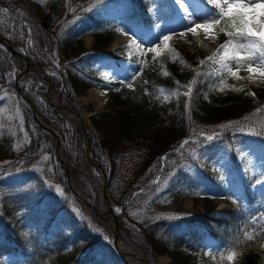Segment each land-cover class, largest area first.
<instances>
[{"label":"trees","instance_id":"16d2710c","mask_svg":"<svg viewBox=\"0 0 264 264\" xmlns=\"http://www.w3.org/2000/svg\"><path fill=\"white\" fill-rule=\"evenodd\" d=\"M16 1L0 0V9H8L0 11V37L22 49L31 65L45 70L48 80L29 66L19 87L36 116L59 139L68 170L59 162L54 142L46 139L49 130L34 119L10 79L21 68L19 58L0 43V93L14 92L26 134V141L16 143L0 126V168L37 173L0 182L5 187L0 194V264H126L113 238L106 237L93 218L98 208L88 192L86 204L79 202L73 177L87 185L89 176L106 183L108 201L120 208L119 224L139 230L145 247L166 253L169 264H195L196 259L199 264H264V90L248 88L196 51L155 55L147 50L126 56L118 54L119 47L109 48L117 28L155 30L169 25L175 17L169 0H158L153 7L147 0H135L107 15L102 13L106 3L81 11L94 0H46L38 20ZM81 12L94 37L88 50L81 40L86 29L67 25ZM217 12L210 10L208 15L221 20L213 31L223 42L231 38L225 18L216 17ZM101 70L112 78L100 77ZM92 85L108 93L106 110L90 116L100 140L77 121L76 95ZM184 86H189L188 93L182 91ZM51 93L56 110L49 101ZM201 134L231 146L235 154V180L242 188L223 208H215L213 198L229 195L230 189L206 166L195 175L179 165L165 188L155 192L161 157L178 159L173 150ZM247 157L257 165H248ZM94 163L99 174L89 167ZM151 195H164L170 202L191 196L202 201L203 211L171 214L165 210L168 205L155 210ZM79 244L88 249L76 258L68 247Z\"/></svg>","mask_w":264,"mask_h":264},{"label":"rangeland","instance_id":"374dc122","mask_svg":"<svg viewBox=\"0 0 264 264\" xmlns=\"http://www.w3.org/2000/svg\"><path fill=\"white\" fill-rule=\"evenodd\" d=\"M45 1L46 0H17L15 4L23 12H25L26 14L28 13L30 17L33 16L36 20H38L40 13L45 9ZM134 1L135 0H94L90 4L83 6V8H81V11H86L90 8L98 7L100 4L106 3L107 8L105 10H102V13L103 15H107L111 10L117 7L126 6ZM157 1L158 0H147V3L150 7H153L155 3H157ZM169 1L171 2L175 12V17L169 25H161V27L159 26L155 30H149L143 27L134 28L132 30H128L122 27L117 28L114 33L115 36L109 44V48L111 49L114 47L113 41L120 36L125 37L126 40L119 43L120 45H118V54L126 56L139 52H146L147 50L151 51L152 49H155V51H152L155 55H162L164 52L169 50L196 51L199 54H204L210 57L212 63L222 71L228 72L230 74L232 71H236L237 75L234 77L238 78L239 82L245 84L248 88L264 90V77L260 76L259 73L247 74L246 76H243L242 74L245 71L247 72V67L242 70H238L236 62L230 58V55L233 54L231 51H229L228 56L225 57L224 54L226 49H221V45L227 44L228 40L224 42L218 41L217 36L215 35L213 30L208 31L207 33L204 32L205 30L203 28H200L199 30L197 29L195 32L189 31V25H191V27H195L194 25H196L197 23H206V18L209 17L208 14L210 10L219 12V8H215V6L213 5L207 6L205 2H202L200 4V7L203 11L202 14L200 16L193 17V19H186V15L181 11V9H179V7H177L178 3H175V0ZM229 2H233V0H230ZM244 2L247 3L249 2V0H244ZM26 9L31 11V13L33 14L29 13ZM68 24H75L79 28L86 29L81 37V40L85 48L87 50L90 49L94 42V37L91 31L87 28L90 23L86 21L85 14L81 12L77 15H74L68 21L67 25ZM166 29H171L172 32H164ZM198 35L202 38H199ZM165 36L169 37L168 41L164 40ZM233 43L235 42L233 41ZM211 44L213 47L210 49L209 45ZM230 47L231 46H229V48ZM222 57L224 58L222 59ZM18 60L21 64V68L19 69L17 74H11L10 79L12 80L13 84L19 72L23 68L21 60ZM64 63L65 61L59 60L60 65ZM253 66L256 65L254 64ZM31 68L38 70L41 74V77L46 76L44 74L45 72L42 70L40 71L36 66H32ZM97 74L102 78H112L111 74L105 70H101ZM90 89L78 92L76 95V101L78 107L80 108V115L82 116V130L85 131L88 127L89 129H91L94 136L100 140V132L97 131L92 125H90L91 123L89 124L90 116L94 115L97 112L106 110L108 93L107 91L105 92L106 97H104L103 104L101 106H98L96 100L90 99ZM182 91L188 93L189 86H184ZM49 101L55 110L59 108L56 105L55 96L53 95V93L50 94ZM0 126L11 132V134L15 138L16 143L26 141V134L22 126V119L18 111L15 94L12 91L3 90L0 93ZM48 135L49 136L46 137L47 141H53L55 144L53 137L49 133ZM198 137H205V140H198ZM184 141H189V143H183ZM184 141L179 145L178 151L177 149L173 150V153H178V159H175V157L173 156L167 158L166 155H163L161 157V169L153 180V184L155 182L157 183V189L155 192L157 193L165 188L166 184L173 178V176H175L176 169L179 165L180 167L192 172L195 175L199 173L200 166H206L210 169L216 170L220 174V176L224 178L226 185L230 189L229 195L216 196L213 198L212 203L215 204L216 207H222L223 203L227 204L228 202H234L239 196L242 186L240 182L235 180L237 176V168L233 164V157L235 155L233 152V148L227 144L218 145L214 142V140L209 141L206 139V136H203L202 134L199 136L189 137ZM240 154L246 156V153ZM45 156L46 154L44 155V157ZM37 162H41V159ZM165 164L166 167L167 165L169 166L168 170L166 172H163ZM247 164L250 166L257 165L252 157H247ZM89 167L91 168V171H94L96 174L100 173V167L97 163L91 166L89 165ZM33 174L36 176L37 173H35L33 170L26 173L22 171H4V168H0V182L9 178H16L22 175L30 176ZM87 175L89 176V173H87ZM73 178L74 179L72 184L77 195L84 196L85 192H88L90 198L95 202L98 211L104 212L106 206L108 205V201H103L102 183L94 180L90 176L87 179V185L76 177ZM4 190L5 187H2L0 185V194H2ZM152 197H154L153 200L151 199ZM149 200H151V207L155 210H161L168 205L165 210H168L171 214L185 212L187 215H194L203 211L202 201L200 199L195 200V198L191 196H184L170 202L165 200L164 195L160 198L151 195L149 197ZM112 208L116 209L117 217H120V208L115 204L112 205ZM92 216L103 226L106 237H112V230L114 229V226L108 219L109 215H107L106 218L100 217L97 213ZM142 236V233L135 227L131 226L130 228H128L124 225H120L119 239L121 247L124 251L130 252V254L126 255L127 258L131 262L135 261L136 264L144 263L137 259V257L135 256L144 257L148 264L149 259L152 260L154 264H169L170 257L166 253H155L150 248L145 247L146 244L144 245ZM87 249L88 246L86 244H79L74 248L68 247V251L71 254H74L76 258H79ZM199 262L200 261L198 259L195 260V264H199Z\"/></svg>","mask_w":264,"mask_h":264},{"label":"snow or ice","instance_id":"6c2138e0","mask_svg":"<svg viewBox=\"0 0 264 264\" xmlns=\"http://www.w3.org/2000/svg\"><path fill=\"white\" fill-rule=\"evenodd\" d=\"M183 2L186 5L185 0ZM204 2L207 6L213 5L220 9L215 13L216 17L225 18L227 35L231 38L227 44L221 45V48L226 49L225 57L231 51L233 54L230 58L236 62L238 70L239 67L247 66V71L250 74L259 72V75L264 77V0H255V2L249 0L247 3L244 0H233V2L224 0V4L227 5L226 10L221 7L219 0H204ZM0 11L7 12L8 9H0ZM184 11L187 13V6ZM206 21L204 24H196L195 27L189 25V31L195 32L197 29L203 28L207 33L221 24V20L218 18L207 17ZM225 30V27L219 28L221 32H225ZM164 40L168 41L169 37L165 36ZM233 40L237 42L233 43ZM229 46L231 47L229 48ZM151 51H155V49ZM254 64L256 66H253ZM231 74L236 76L237 72L232 71ZM206 139L211 141L214 137L209 135ZM183 143H189V141ZM44 159L48 160L49 157L45 156ZM57 190L59 191V189ZM229 259H232L231 255Z\"/></svg>","mask_w":264,"mask_h":264},{"label":"water","instance_id":"95a60500","mask_svg":"<svg viewBox=\"0 0 264 264\" xmlns=\"http://www.w3.org/2000/svg\"><path fill=\"white\" fill-rule=\"evenodd\" d=\"M31 17H32V16H31ZM33 18H34V17H33ZM0 43L4 44L12 54H14L17 58H19V59L21 60L22 65H23V68H22V70L19 72V74H18V76H17V78L15 79V82H14V85H15V87H16V90L21 94L23 100L27 103L28 107L31 109V111H32L31 114H32V116L34 117V119H35L37 122H39L40 125H41L43 128L49 130L51 136L53 137V139H54V141H55V144H54L55 154H56V156H57L59 162L63 165L65 171H67L68 166H67V164L64 162V160H63V156H62L61 153H60V141H59V139L57 138V136L55 135V133H54L53 131H51V130L48 128L47 125H44V124L41 122L40 118L36 116V112H35V110H34V107H33L32 103H31L27 98H25V97L23 96V94H22V92H21V90H20V88H19L20 80H21V78L25 75V72L27 71V68H28L29 66H34V65H31V63L29 62V60H28L26 54H25L22 50H20V49H18V48H16V47H13V46H11V45H9V44H8L5 40H3L1 37H0ZM35 66H36L39 70H43V68H42L40 65H35ZM45 78L48 80L47 76H45ZM49 89H50V86H49ZM81 119H82V116L79 117V121H81ZM102 194H103V197L105 198V200H107L108 193H107V185H106V183H104L103 186H102ZM80 197H81V198H80ZM80 197H79V198H80V201H83V200H84V197H83V196H80ZM96 213H97L100 217H103V218H106V214H111V215H112V217H113V226H114V229L112 230V232H113V243H114L115 247L118 249V251H119V253H120V255H121L123 261H124L126 264H132V262H131V261L127 258V256H126L127 252H124V251H122V250L119 248V244H118L119 242H118V241H120V239H119V227H120V225H119V222H118V218H117L116 211H115L110 205H107V206H106V209H105L104 212H99V211H97ZM135 257H137V259H141L143 262H145V264H148L144 257H140V256H135Z\"/></svg>","mask_w":264,"mask_h":264},{"label":"bare ground","instance_id":"6f19581e","mask_svg":"<svg viewBox=\"0 0 264 264\" xmlns=\"http://www.w3.org/2000/svg\"><path fill=\"white\" fill-rule=\"evenodd\" d=\"M230 1V0H229ZM178 3L177 4V7H179V9H181V11L186 15V19H193V17H195V16H200L201 14H202V9H201V7H200V4L202 3V2H204V0H185V3H186V5L184 4V2H183V0H175V3ZM253 2H255V0H253ZM219 3L221 4V7L222 8H227V5L226 4H224V0H219ZM187 6V9H188V11H187V13H185V11H184V8ZM27 10V9H26ZM226 10V9H225ZM29 13H31V11H29V10H27ZM31 14H33V13H31ZM199 22V21H198ZM195 23V22H194ZM191 24V23H190ZM197 24H199V23H197ZM195 26V25H194ZM200 29V28H199ZM198 29V30H199ZM203 31V30H202ZM205 32V31H204ZM202 33V32H201ZM195 34H197V33H195ZM203 35V34H202ZM195 37H196V35H195ZM198 37L199 38H202V37H200L199 35H198ZM207 37V36H206ZM208 38V37H207ZM206 38V39H207ZM126 40V38L125 37H117L114 41H113V45H114V47H118V45H120L119 43L120 42H123V41H125ZM212 40V39H211ZM162 43V42H161ZM163 44V43H162ZM161 46V45H160ZM160 46H158V47H160ZM209 47H210V49L213 47L212 46V44L211 45H209ZM160 49V48H159ZM222 49V48H221ZM223 51V50H222ZM232 56V54L230 55V57ZM257 74L259 73V72H256ZM247 74H250L248 71L246 72H244L242 75L243 76H246ZM252 74H254V73H252ZM104 97H106L105 96V89L103 88V87H100V86H95V87H93V88H91L90 89V99H92V100H96V102H97V104H98V106H101L102 104H103V100H104ZM65 162V161H64ZM66 163V162H65ZM68 170V169H67ZM80 197V196H79ZM85 198V197H84ZM107 215H109L108 216V219L110 220V222L113 224V217H112V215L111 214H106V216ZM119 243V248L122 250V251H124L123 249H122V247H121V244H120V241H118ZM124 252H127V251H124ZM127 254H130V252H127ZM126 254V255H127ZM141 262H143L141 259H139ZM132 263H135V261H132ZM144 264H145V262H143ZM136 264V263H135Z\"/></svg>","mask_w":264,"mask_h":264},{"label":"crops","instance_id":"0c3cea01","mask_svg":"<svg viewBox=\"0 0 264 264\" xmlns=\"http://www.w3.org/2000/svg\"><path fill=\"white\" fill-rule=\"evenodd\" d=\"M105 89V88H104ZM107 90L105 89V92H106Z\"/></svg>","mask_w":264,"mask_h":264}]
</instances>
